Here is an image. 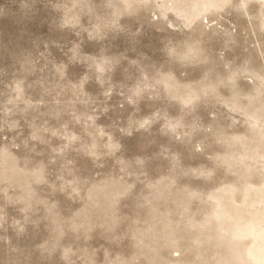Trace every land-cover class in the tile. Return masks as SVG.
I'll use <instances>...</instances> for the list:
<instances>
[{
    "label": "rangeland",
    "instance_id": "obj_1",
    "mask_svg": "<svg viewBox=\"0 0 264 264\" xmlns=\"http://www.w3.org/2000/svg\"><path fill=\"white\" fill-rule=\"evenodd\" d=\"M0 264H264V0H0Z\"/></svg>",
    "mask_w": 264,
    "mask_h": 264
},
{
    "label": "bare ground",
    "instance_id": "obj_2",
    "mask_svg": "<svg viewBox=\"0 0 264 264\" xmlns=\"http://www.w3.org/2000/svg\"><path fill=\"white\" fill-rule=\"evenodd\" d=\"M252 120V119H251Z\"/></svg>",
    "mask_w": 264,
    "mask_h": 264
}]
</instances>
